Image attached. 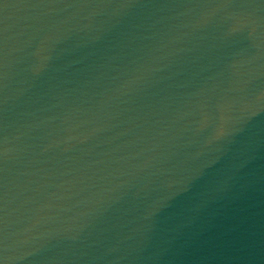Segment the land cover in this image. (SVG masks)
<instances>
[{
	"label": "water",
	"instance_id": "water-1",
	"mask_svg": "<svg viewBox=\"0 0 264 264\" xmlns=\"http://www.w3.org/2000/svg\"><path fill=\"white\" fill-rule=\"evenodd\" d=\"M0 264H264V0H0Z\"/></svg>",
	"mask_w": 264,
	"mask_h": 264
},
{
	"label": "clouds",
	"instance_id": "clouds-1",
	"mask_svg": "<svg viewBox=\"0 0 264 264\" xmlns=\"http://www.w3.org/2000/svg\"><path fill=\"white\" fill-rule=\"evenodd\" d=\"M193 179H195V177H193ZM182 190H186V189H181L180 191H182Z\"/></svg>",
	"mask_w": 264,
	"mask_h": 264
}]
</instances>
